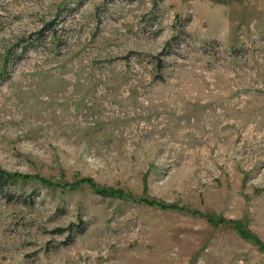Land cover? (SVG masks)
I'll return each mask as SVG.
<instances>
[{"label":"rangeland","instance_id":"374dc122","mask_svg":"<svg viewBox=\"0 0 264 264\" xmlns=\"http://www.w3.org/2000/svg\"><path fill=\"white\" fill-rule=\"evenodd\" d=\"M0 168V264H264V0H0Z\"/></svg>","mask_w":264,"mask_h":264},{"label":"trees","instance_id":"16d2710c","mask_svg":"<svg viewBox=\"0 0 264 264\" xmlns=\"http://www.w3.org/2000/svg\"><path fill=\"white\" fill-rule=\"evenodd\" d=\"M16 180L14 174L6 169L0 168V191H6V194H10L11 191H7V189L11 187Z\"/></svg>","mask_w":264,"mask_h":264}]
</instances>
